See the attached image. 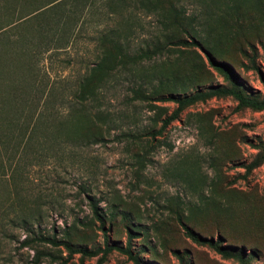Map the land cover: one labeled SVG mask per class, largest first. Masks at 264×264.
I'll use <instances>...</instances> for the list:
<instances>
[{
  "label": "rangeland",
  "instance_id": "374dc122",
  "mask_svg": "<svg viewBox=\"0 0 264 264\" xmlns=\"http://www.w3.org/2000/svg\"><path fill=\"white\" fill-rule=\"evenodd\" d=\"M49 1L0 0V34H5L4 40L0 37V69L8 74L5 84L17 73L15 40L24 30L17 25L8 27ZM180 2L187 20L206 16L204 25L201 20L193 23L197 31L204 30L203 51L232 70L243 93L263 98L264 0ZM96 7L81 17L82 24L67 49L45 57L38 65L49 82L73 80L93 63L94 40L104 28L102 16L107 12L102 3ZM130 24L135 46L155 29L151 16L136 15ZM31 25L25 28L27 36ZM175 36L187 41L183 33ZM169 70L181 81L192 76L178 90L180 95L226 85L207 64L204 53L194 47L177 68L171 62ZM123 98L120 88L110 90L104 108L113 114L130 113ZM235 104L230 97H213L187 107L153 139H116L120 131L156 132L174 108L170 102H154L159 109L148 111L145 105L136 104L134 118L99 143L57 144L39 135L32 149L16 162L9 161L13 141L1 140L6 150H0V215L4 214L0 216V264H96L101 253L82 259L74 254L67 259V252L58 247L60 259L44 255L35 259L36 249L42 246L20 245L31 238L26 230L37 231L38 222L43 234L61 238L73 226L77 228L72 238L75 246L103 248L90 200L102 217L106 245L122 249L128 245L140 264H240L186 238L174 220V211L184 215L185 223L200 238L212 242L219 238L221 248L241 254L247 264H264V111L237 110ZM11 109H7L8 116ZM49 111L59 117L66 114L64 104H54ZM77 129L76 124L70 125V132ZM36 205L41 218L24 227L15 215L21 208ZM43 248L56 253L49 245ZM100 264L133 263L125 254L111 250Z\"/></svg>",
  "mask_w": 264,
  "mask_h": 264
},
{
  "label": "trees",
  "instance_id": "16d2710c",
  "mask_svg": "<svg viewBox=\"0 0 264 264\" xmlns=\"http://www.w3.org/2000/svg\"><path fill=\"white\" fill-rule=\"evenodd\" d=\"M100 3L107 12L102 16L105 21L104 28L94 40L96 54L93 63L85 67L84 72L73 80L59 78L49 82L38 65H42L45 57L56 56V53L65 51L82 24L81 17L98 10L96 4ZM139 14L153 17L155 29L139 46H135L132 44L134 26L130 21ZM185 14V7L180 0H51L44 7L29 13L19 23L8 27L17 25L24 28L15 40L14 54L19 59L17 73L8 78V84H5L8 74L0 69V88L2 83L5 85L0 89V141L3 139L13 141L9 146V161L16 162L17 158L24 157L37 143L39 135L42 140H51L57 144L99 143L110 131L120 129L121 123L134 118L136 104L145 105L148 111L159 109L153 105L154 102H170L174 108L161 120L160 128L156 132L143 130L140 134H133L130 130L120 131L116 139L131 142L146 136L153 139L155 133H160L166 125L177 120L187 107L213 97L232 98L237 110L264 111V97L256 98L243 93L232 70L226 64L213 60L203 51L204 30L197 31L193 23L201 20L204 25L206 16L200 15L198 18L193 16L187 20ZM30 23L31 36H27L25 28L30 26ZM125 25L126 28L123 29ZM179 33H183L187 41L176 38L175 35ZM2 35L0 34L1 40H4L5 34ZM173 39H176L175 42H172ZM190 47L204 53L207 64L222 76L226 85L205 92L180 95L181 92L178 90L183 88L184 83H190L192 76L181 81L178 77L171 76L170 74L174 73L167 71V68L171 62L176 68L180 66L185 55L190 52ZM47 53L49 54L46 55ZM193 77L195 79V76ZM116 88L123 90L124 105L131 109L130 113L124 111L113 114L104 108L106 93ZM54 104L65 105L64 117L57 116L56 112L50 113L49 108ZM7 109L12 110L11 116L7 115ZM72 123L78 126L76 132L73 130L70 132ZM0 150L5 151V145L0 144ZM251 166L252 164H249L247 168ZM88 205L102 233L103 248L88 250L82 246H75L72 238L77 235V228L73 226L64 231L61 238H57L56 234L49 236L40 232L38 222L37 231L26 230L31 238L23 240L20 245L42 246V249H36L35 259L42 255L60 259L57 248L62 247L67 252V259L74 254H78L82 259L95 257L101 253L96 261V264H100L108 252L117 250L125 254L133 264H140L137 256L129 251L128 245L123 249L106 245L102 217L95 202L90 200ZM24 208L19 209L15 215L17 221L24 227L41 218V209L38 205ZM173 213L176 224L186 238L196 244L207 245L225 258H235L240 264H247L241 254L221 248L219 238L215 242L200 238L185 223L184 215L176 211ZM47 245L56 250L57 254L45 251L43 247Z\"/></svg>",
  "mask_w": 264,
  "mask_h": 264
}]
</instances>
